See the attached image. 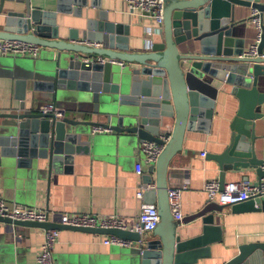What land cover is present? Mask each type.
I'll use <instances>...</instances> for the list:
<instances>
[{
    "label": "water",
    "instance_id": "95a60500",
    "mask_svg": "<svg viewBox=\"0 0 264 264\" xmlns=\"http://www.w3.org/2000/svg\"><path fill=\"white\" fill-rule=\"evenodd\" d=\"M15 1L0 0V39L32 43L42 53L17 71L16 84L32 92L30 107L23 104L0 113L2 156L20 167L46 159L49 172L72 153L98 147L91 131L94 126L137 146L144 141L163 145L147 167V174L154 173L155 190L146 202H156L159 222L150 238L119 228L71 227L1 216L0 222L116 236L137 245L131 252L136 264H195L210 257L211 245L222 240L217 219L227 205L207 201L195 213L174 220L167 199L168 167L181 151L186 132L196 129L199 118L203 122L212 118L222 94L233 97L237 108L229 124L228 144L221 152L206 155L217 166L220 189L227 174L255 171L259 179L264 176L263 160L255 154L262 136L257 129L264 119V0H167L159 40L137 50L127 45L112 23L103 21L96 25L88 21L80 33L69 29L61 35L56 14L70 11L69 4L78 0H57L54 10L33 8L30 0H23L24 8L19 10ZM5 3L10 4L4 7ZM240 8L256 10L260 16L254 52L245 48L239 27L245 20L236 19ZM97 57L108 60L99 62ZM38 94L50 95L55 105L60 104L62 116L43 113L36 106ZM169 120L172 127L166 131ZM162 135L168 136L166 141ZM150 182L146 175L143 184ZM230 206L240 212L264 208V203L250 199ZM194 221L200 231L183 237ZM259 262L264 263V243L239 245L223 264Z\"/></svg>",
    "mask_w": 264,
    "mask_h": 264
},
{
    "label": "crops",
    "instance_id": "0c3cea01",
    "mask_svg": "<svg viewBox=\"0 0 264 264\" xmlns=\"http://www.w3.org/2000/svg\"><path fill=\"white\" fill-rule=\"evenodd\" d=\"M69 4L70 11L56 14V25L60 34L69 29L80 33L88 21L112 23L125 36L127 45L134 50L142 49L160 38V33L151 36L145 28L153 22L132 12L125 0H78ZM10 3H5L7 7ZM15 7L24 8L23 0L15 1ZM57 0H30L33 8L54 10ZM65 5V2H62ZM252 10L240 8L236 19L244 34L245 48L256 43L257 30L250 21ZM103 16L105 19H100ZM2 14H0V20ZM99 46H101L99 44ZM98 46V47H99ZM42 51L39 48L37 56ZM38 57L0 54V113L10 112L23 105L30 107L31 91L16 84L17 71L36 62ZM40 94H38L39 96ZM40 95L37 107L53 103L50 95ZM55 105V104H54ZM63 109L60 104L55 105ZM237 101L231 96L219 94L214 105L212 118L208 122H196V129L185 134L182 149L170 161L167 182L169 186L186 188L181 192L183 217L195 213L206 202L204 183L209 179L218 180V169L214 162L207 160L208 153H219L228 144L231 130L230 121L236 111ZM1 120V119H0ZM172 120L166 125L170 131ZM261 138L255 144L259 159L264 155V119L257 129ZM1 136V130H0ZM98 147L88 153H72L49 172L47 161L39 160L29 167H20L8 157L2 156L0 145V199L8 207L21 205L47 211L51 222H58L66 214H90L97 217L112 216L126 227H132L137 220L141 203L146 202L149 192H154V173L147 174L149 166L140 146L129 140L120 141L110 132L96 133ZM205 152V156L200 154ZM140 164L142 173L136 172ZM150 175L151 182L143 184V178ZM247 175L251 181L258 180L255 171L247 174L231 173L225 182L239 181ZM144 190L142 198L137 191ZM156 206V202L148 203ZM261 206V205H260ZM217 222L222 227V240L211 245V255L195 264H223L237 253L241 244L264 243V208L236 212L231 206L223 208ZM189 232L183 237L200 231V224L194 221L188 225ZM44 229L23 227L0 222V264H36V256L43 241ZM110 235L63 228L53 248L54 264H136L132 246L105 244ZM152 237L151 233L143 238ZM254 264H260L254 263ZM264 264V263H262Z\"/></svg>",
    "mask_w": 264,
    "mask_h": 264
},
{
    "label": "built area",
    "instance_id": "2783aa9c",
    "mask_svg": "<svg viewBox=\"0 0 264 264\" xmlns=\"http://www.w3.org/2000/svg\"><path fill=\"white\" fill-rule=\"evenodd\" d=\"M128 8L135 12L140 17L150 19L154 24L152 27H146L145 32L149 36L154 33H160L162 30L163 21V6L167 0H125ZM251 23L257 30V41L250 46L251 51H255L256 44L260 35V16L256 10H252L250 16ZM88 45L98 47L96 42H86ZM39 52V47L32 43H25L15 40H1L0 39V54L1 55H18V56H33L36 57ZM99 62H105L107 58L97 57ZM121 64V62H118ZM43 113L52 112L56 117L62 116V109L56 107L54 104L48 103L41 107ZM93 133L107 132L101 126L92 127ZM167 135H162L161 139L166 141ZM163 145L153 142L144 141L140 144V152L144 156L145 162L150 165L154 163L156 157L160 153ZM205 156V152L200 154ZM261 165L264 171V155ZM138 174L142 173L140 164L135 166ZM186 188L185 185L180 187L169 186L167 187V199L171 215L174 220L180 221L183 218L181 210V192ZM206 192L207 201L215 202L219 205L230 206L235 203L243 202L246 200L260 199L264 203V176L256 181H251L248 178L239 181L225 182L220 189L218 180L209 179L204 183L203 187ZM144 190H139L136 193L138 198H142ZM255 206H258L255 204ZM0 216L7 217L13 220L22 221H49L47 211L35 209L31 207L13 205L8 207L5 202L0 199ZM159 222V215L157 207L153 204L141 203L139 214L136 222L132 227H126L120 220L115 217H97L90 214H66L63 213L59 216L57 223L71 226V227H100V228H119L127 229L138 233L141 237L151 233ZM58 229L44 230L43 241L36 256V264H54L53 261V248L58 240ZM105 244L118 245V246H132L133 242L122 240L116 236H109L104 240Z\"/></svg>",
    "mask_w": 264,
    "mask_h": 264
}]
</instances>
